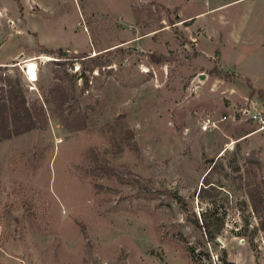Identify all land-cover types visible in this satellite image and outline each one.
<instances>
[{
	"label": "rangeland",
	"instance_id": "rangeland-1",
	"mask_svg": "<svg viewBox=\"0 0 264 264\" xmlns=\"http://www.w3.org/2000/svg\"><path fill=\"white\" fill-rule=\"evenodd\" d=\"M0 66V264H264V0H0Z\"/></svg>",
	"mask_w": 264,
	"mask_h": 264
},
{
	"label": "trees",
	"instance_id": "trees-1",
	"mask_svg": "<svg viewBox=\"0 0 264 264\" xmlns=\"http://www.w3.org/2000/svg\"><path fill=\"white\" fill-rule=\"evenodd\" d=\"M14 81L0 74V141L40 125L32 107L27 104L22 83Z\"/></svg>",
	"mask_w": 264,
	"mask_h": 264
},
{
	"label": "built area",
	"instance_id": "built-area-1",
	"mask_svg": "<svg viewBox=\"0 0 264 264\" xmlns=\"http://www.w3.org/2000/svg\"><path fill=\"white\" fill-rule=\"evenodd\" d=\"M251 118H253L255 121H258V122H264V116L261 114V113H254V114H252V116H250ZM228 118V115L226 116V115H224V116H222V120H225V119H227ZM216 121L215 120H207L205 123H204V125H202V130H205V131H207V130H210L211 128H212V126L214 125V126H217L216 125Z\"/></svg>",
	"mask_w": 264,
	"mask_h": 264
},
{
	"label": "bare ground",
	"instance_id": "bare-ground-1",
	"mask_svg": "<svg viewBox=\"0 0 264 264\" xmlns=\"http://www.w3.org/2000/svg\"><path fill=\"white\" fill-rule=\"evenodd\" d=\"M37 65L35 64L34 60H30L26 63L25 69H26V75L29 81L34 82L38 80L37 76ZM264 129V127H263Z\"/></svg>",
	"mask_w": 264,
	"mask_h": 264
},
{
	"label": "crops",
	"instance_id": "crops-1",
	"mask_svg": "<svg viewBox=\"0 0 264 264\" xmlns=\"http://www.w3.org/2000/svg\"><path fill=\"white\" fill-rule=\"evenodd\" d=\"M41 30V29H40ZM39 32H41V31H39ZM42 34V33H41ZM44 35V34H43ZM42 35V38H41V41L43 42V43H46V40L44 39L45 37ZM51 41V40H50ZM47 44V43H46ZM233 65V64H232ZM235 66V65H234ZM224 67H225V64H224ZM226 69H228V67L226 66Z\"/></svg>",
	"mask_w": 264,
	"mask_h": 264
}]
</instances>
